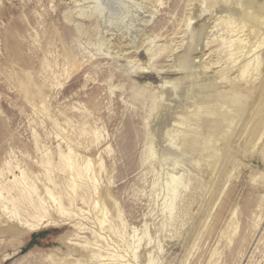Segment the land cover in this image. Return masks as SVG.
<instances>
[{
    "label": "rangeland",
    "instance_id": "1",
    "mask_svg": "<svg viewBox=\"0 0 264 264\" xmlns=\"http://www.w3.org/2000/svg\"><path fill=\"white\" fill-rule=\"evenodd\" d=\"M240 9L0 0V264H264V50L236 77ZM19 196L45 226L8 218Z\"/></svg>",
    "mask_w": 264,
    "mask_h": 264
},
{
    "label": "bare ground",
    "instance_id": "2",
    "mask_svg": "<svg viewBox=\"0 0 264 264\" xmlns=\"http://www.w3.org/2000/svg\"><path fill=\"white\" fill-rule=\"evenodd\" d=\"M238 4L241 6V9H240L241 11H240V15H239L240 18H237L236 25H234V26L232 25L233 26V31H234L233 32V37L234 38H232L233 40L232 39L231 40L233 42L234 41H236V42H234V44H232L235 47H234L233 51L230 53V55L235 56L236 59H238L241 56L240 60L238 61L239 63H236L237 64V69H236L237 70V76L236 77H239V79H241V80L242 79H247L248 80V78H247V76L249 75L248 73H250V71H252V69H255L257 67L258 63L261 61L262 56H263V50L264 49H262L261 46L264 45V0H238ZM237 26H239V27H237ZM240 31H248L246 37H243V34L242 33H241V35H239ZM236 59H235V62H237ZM221 73H222V75H220L218 78L216 77L217 79H224L226 77L225 72H221ZM241 80L239 82H241ZM243 81H245V80H243ZM233 82L234 81H230V83L228 84V87H227L228 90L226 88V91H224L225 93H232V94L235 95V94H237V90L243 91V90H240V89H242L240 87L241 84H242V82H241V84H238L239 82L238 83H233ZM263 85H264V83H263ZM237 86H238V88H237ZM253 91L255 92V90H253ZM253 91H252V93H253ZM234 95H232V97ZM237 95H238V98L235 95V97L237 98L236 100H235V98L234 99H230L231 97L229 96V99L232 100V101H227V102H224L227 97H223V96H220L219 97L218 96L219 98L217 100V98L215 96L214 102H216V103H212L210 105L211 108H208V107L205 108L204 112H206L207 110H209L207 112H209L210 115H211L210 118H209L210 121L208 120L209 123L207 122L208 123L207 124L208 130H210L212 132L219 133L220 136L223 135L222 134V133H224L223 132L224 131L223 129L225 128V126L228 128L229 124L232 121V117H233L232 115H229L230 114V112H229L230 109H228V106L229 105H233V103H231V102H233V100H235L236 102L238 101L239 96L241 97V95H239V94H237ZM226 96H227V94H226ZM210 100H211V98H210ZM213 105L214 106L216 105L215 106V109H214V107H212ZM237 106H238V104H237ZM212 108H213V110H212ZM231 111L233 113L234 109L231 108ZM227 130H229V129H227ZM231 133H229V134H231ZM183 135H185V134H183ZM189 136H187V137H189ZM182 137L184 138V136H182ZM194 137H195V135H194ZM190 138H189V140H187L188 138L186 139V137H185L184 138L186 140L185 143H188V145H191V143H193V145L195 146L194 141H196L195 139L197 137H195V139H194L193 136H190ZM197 143L198 142L196 141V144ZM198 145H200V144H198ZM213 157H214V159L215 158H217V159L219 158V156L218 155L216 156V154L213 155ZM70 168L71 169L72 168L74 169V167L72 166V164L70 165ZM78 175H80V172L78 173ZM73 188L75 190H77L76 189L77 187H73ZM22 195H24V194H22ZM22 195H20V196L22 197ZM20 196L19 197H16V198L12 197V199L10 198L11 201H12V203H13V205H12L13 206V211H12V214L8 218L9 219H13V220H18L19 223L21 224V227L23 226V227L27 228V230H34V229H37V228H40V227L45 226L44 223H46V220H47V219H45V216H46L45 215L46 214L45 212L46 211H45V209H40V206L37 207L38 205H34V211L29 212V217L33 219L32 222L31 223H27V220L28 219H24L23 220V218L21 217V213H20V209L21 208L17 204L20 199L23 200ZM1 205L3 207L5 206V202H2V200H1ZM58 205H59V203H58ZM41 210H44V211L42 212ZM81 263H82V261H80V260L76 262V264H81Z\"/></svg>",
    "mask_w": 264,
    "mask_h": 264
}]
</instances>
